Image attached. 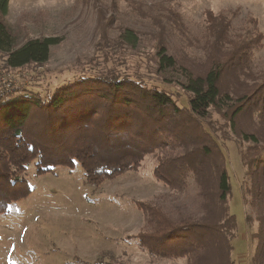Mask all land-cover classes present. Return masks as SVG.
<instances>
[{
	"label": "trees",
	"instance_id": "1",
	"mask_svg": "<svg viewBox=\"0 0 264 264\" xmlns=\"http://www.w3.org/2000/svg\"><path fill=\"white\" fill-rule=\"evenodd\" d=\"M8 3L0 0L1 16L7 15ZM206 22L204 61L210 66L204 72L178 66L164 46L157 51L159 70L175 78L172 82L188 95V107H180L163 90L126 77H80L49 96L30 89L1 90L0 215L29 195L25 173L31 162L38 174L78 163L86 182L99 185L136 170L147 155H154L153 178L169 190L168 197L186 201L193 193L202 212L174 218L165 208L174 201H136L143 216L134 235L140 248L153 257L184 259L185 264H233L237 221L228 205L232 186L226 158L204 125H212L213 111L232 138L248 144L240 156L241 194L249 210L245 223H256L252 261L263 264L264 70L253 66L263 35L256 28L236 35L224 15H209ZM120 38L132 46L138 42L130 29ZM60 41L43 37L17 45L0 21V53L10 69L45 63ZM225 73H233L240 90H222ZM242 119L247 123L240 127Z\"/></svg>",
	"mask_w": 264,
	"mask_h": 264
},
{
	"label": "rangeland",
	"instance_id": "2",
	"mask_svg": "<svg viewBox=\"0 0 264 264\" xmlns=\"http://www.w3.org/2000/svg\"><path fill=\"white\" fill-rule=\"evenodd\" d=\"M209 15L227 17L236 35L253 28L261 32L262 47L254 52L253 66L264 70V0H9L7 15H0V21L17 45L43 37L61 41L51 47L45 63L20 69L8 68L0 53V91L30 89L49 96L80 77H126L163 90L180 107H188V95L172 82L175 78L159 70L157 51L164 46L178 66L204 72L210 66L204 61ZM125 29L137 36L135 46L121 41ZM222 82V90H240L233 73H225ZM211 113L212 125H204L226 158L232 186L228 205L237 221L230 259L233 264H255L251 234L256 223H245L249 210L241 194L240 156L248 144L232 138L218 115ZM155 164V156L147 155L136 170L91 185L78 163L72 169L58 166L38 174L31 162L25 173L29 195L0 215V264H185L184 259L150 256L134 238L143 226L136 201H174L153 178ZM171 203L165 208L174 218L202 212L193 193L186 201Z\"/></svg>",
	"mask_w": 264,
	"mask_h": 264
},
{
	"label": "built area",
	"instance_id": "3",
	"mask_svg": "<svg viewBox=\"0 0 264 264\" xmlns=\"http://www.w3.org/2000/svg\"><path fill=\"white\" fill-rule=\"evenodd\" d=\"M2 81L4 82L5 80H4V79H2ZM3 85H4V87H8V86H7L8 84H3Z\"/></svg>",
	"mask_w": 264,
	"mask_h": 264
}]
</instances>
